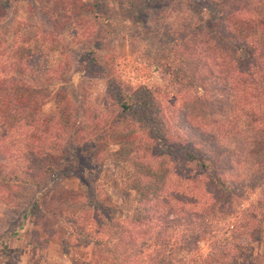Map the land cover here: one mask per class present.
I'll list each match as a JSON object with an SVG mask.
<instances>
[{
    "label": "trees",
    "instance_id": "trees-1",
    "mask_svg": "<svg viewBox=\"0 0 264 264\" xmlns=\"http://www.w3.org/2000/svg\"><path fill=\"white\" fill-rule=\"evenodd\" d=\"M219 1L224 12L208 28L213 35L187 33L155 66L166 75V102L152 88L110 79L105 104H77L64 90L74 75L44 68L22 42L0 59V217L23 186L35 190L28 214L39 212L60 177L82 168L81 155L95 159L101 143L112 142L124 186L138 195L137 224L121 223L115 249L106 252L114 264H238L250 255L264 232V68L248 33L256 26L252 11L233 9L239 0L230 10L231 0ZM53 102L55 113H47ZM101 173L96 163L78 175L84 204L113 221L99 202ZM254 193L255 203L242 206ZM3 233L6 252L18 232ZM181 253L192 259L179 262Z\"/></svg>",
    "mask_w": 264,
    "mask_h": 264
},
{
    "label": "rangeland",
    "instance_id": "rangeland-1",
    "mask_svg": "<svg viewBox=\"0 0 264 264\" xmlns=\"http://www.w3.org/2000/svg\"><path fill=\"white\" fill-rule=\"evenodd\" d=\"M239 1L233 9L243 13L250 9L251 19L256 20L249 40L261 51L264 68V0ZM234 2L226 3L225 9L230 10ZM223 4L219 0H0L4 13L0 15V59L8 60L20 48L25 53L34 51L44 68L74 75L64 90L67 100L77 104H105L110 79H120L125 87L152 88L166 102L171 100L164 90L166 75L155 66L164 65L160 61L164 52L187 33L205 28L212 36L208 28L215 16L223 15ZM94 47L100 49L88 57L86 52ZM45 111L54 114L55 103L47 104ZM116 149L112 142H102L97 158L81 155L82 168L62 175L34 215L28 214L35 191L31 186L9 196L0 217V236L18 233L11 236L9 249L0 251V264H114L106 252L115 249L120 224H137L138 219V195L124 186L122 165L113 156ZM96 163L102 166L99 202L114 214L113 221L84 204L87 189L78 175H86ZM256 199V193L249 194L242 206ZM74 202L75 212L65 215ZM96 238L103 244L98 245ZM208 247L201 243L203 254ZM250 250L238 264H264V232ZM191 259L185 253L178 257L179 262Z\"/></svg>",
    "mask_w": 264,
    "mask_h": 264
}]
</instances>
